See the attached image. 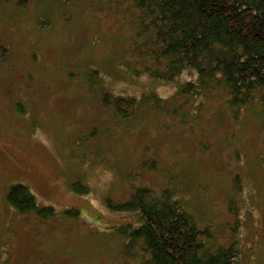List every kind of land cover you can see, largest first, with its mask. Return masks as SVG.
<instances>
[{"label":"rangeland","instance_id":"1","mask_svg":"<svg viewBox=\"0 0 264 264\" xmlns=\"http://www.w3.org/2000/svg\"><path fill=\"white\" fill-rule=\"evenodd\" d=\"M109 5L0 0V44L9 50L0 63V262L121 264L124 238L118 228L137 224L138 216L112 211L108 199L125 202L131 186L162 189L169 182L199 224L220 229L221 242L228 243L235 224L227 204L237 178L242 264H264L259 109L247 108L234 121L217 96L206 101L194 130L154 114L123 120L106 110L96 90L100 84L115 96L143 99L152 91L169 98L179 83L192 79L190 73L176 83L135 77L122 64L128 61L134 14L128 10L123 22V9ZM95 70L98 84L91 79ZM146 157L156 160L157 170L129 183V172ZM75 182L89 193H75ZM18 183L41 205L60 213L79 210V221L19 214L6 201Z\"/></svg>","mask_w":264,"mask_h":264},{"label":"trees","instance_id":"2","mask_svg":"<svg viewBox=\"0 0 264 264\" xmlns=\"http://www.w3.org/2000/svg\"><path fill=\"white\" fill-rule=\"evenodd\" d=\"M60 1L66 5L74 0ZM99 1L117 11L123 9V22L129 11L134 14L128 61L124 59L122 64L135 77L145 75L160 83H176L184 73L192 78L179 83L169 98L152 91L143 99L115 96L100 84L96 90L106 110L123 120L154 114L177 121L182 129L190 126L194 130L206 101L221 96L234 121L247 108L259 109L264 135V0ZM8 53L0 44V63L6 61ZM99 77V71H91V79H97V84ZM147 170H157L156 160L147 158L131 169L126 180L130 183ZM236 183L237 178L233 189ZM70 189L80 195L89 193L82 182L73 183ZM233 189L234 196L227 205L235 226L230 228L228 243L221 242L220 229L199 224L171 182L162 189L131 186L125 202L108 199L112 211L138 216L137 224L118 228L124 238L121 264H242V243L236 234L241 220L235 196L238 192ZM6 201L19 214L39 221L80 219L75 208L60 213L53 206L41 205L22 183L10 186Z\"/></svg>","mask_w":264,"mask_h":264}]
</instances>
